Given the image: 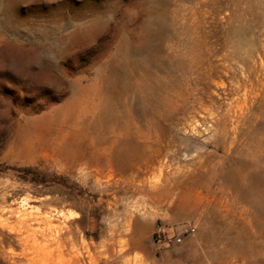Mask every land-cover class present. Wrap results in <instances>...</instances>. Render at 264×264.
<instances>
[{"label":"rangeland","instance_id":"rangeland-1","mask_svg":"<svg viewBox=\"0 0 264 264\" xmlns=\"http://www.w3.org/2000/svg\"><path fill=\"white\" fill-rule=\"evenodd\" d=\"M114 78L169 151L103 160ZM263 132L264 0H0V264H264Z\"/></svg>","mask_w":264,"mask_h":264},{"label":"bare ground","instance_id":"bare-ground-1","mask_svg":"<svg viewBox=\"0 0 264 264\" xmlns=\"http://www.w3.org/2000/svg\"><path fill=\"white\" fill-rule=\"evenodd\" d=\"M153 78L150 75H142L140 79L141 82H139L141 87L143 86L142 88H144V90L149 92L150 94L154 93V88L152 87L153 85L152 82H154ZM118 82L119 81L116 78L108 82V88L111 89V97L109 100V104L105 110L102 109L99 110L100 107L98 106V108L95 111L96 112L94 118L95 120L93 119L92 121L93 131L95 129H103L102 131H105L108 137L107 136L103 138L100 136L97 137L98 135L96 134L94 136L93 135L89 136L90 142L95 144L96 146L107 144V146L109 147L110 156L107 159H103L97 156H93L90 158L87 157L88 155L82 154L73 158V161L71 163L72 165L76 167L77 166L91 167L92 165L100 163L101 159L106 160V162L110 164L113 163L118 158V153L120 152V150L124 151L125 155L131 156V162H133V159L135 157H138V155L143 153L161 155L169 151L167 150L168 149L167 143L170 142H168V140L166 139L160 141L157 138L145 139L143 140V145L141 146V142L139 141V138L135 135L137 131L131 132L130 130V126H134V127L136 126V124L134 123V118L131 117L129 113H126V110L123 111L124 114L121 111L122 109L121 106L119 105L120 104L119 100L123 92L122 90H119L121 86L118 87L119 84ZM78 111L80 112V107ZM157 115H158V111L155 110L150 114V116L147 119L146 127L151 132L164 133L163 126L156 121ZM102 121H104V124ZM117 133H119V135L122 136L124 135L126 140L117 141V137H116ZM135 136L137 138H135ZM259 142L262 146H264V132L261 134V138ZM260 179L262 178L256 177V175L251 176V178L248 179L249 182L248 188L257 190L258 187H261L259 186L261 184Z\"/></svg>","mask_w":264,"mask_h":264},{"label":"built area","instance_id":"built-area-1","mask_svg":"<svg viewBox=\"0 0 264 264\" xmlns=\"http://www.w3.org/2000/svg\"><path fill=\"white\" fill-rule=\"evenodd\" d=\"M193 229L182 227L176 231H165L161 228L155 232V242L160 245H170L175 243H181L185 235L191 233Z\"/></svg>","mask_w":264,"mask_h":264}]
</instances>
